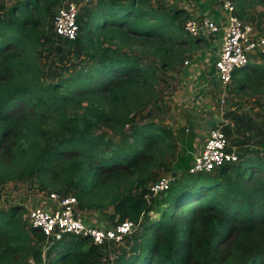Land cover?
Listing matches in <instances>:
<instances>
[{"label": "trees", "instance_id": "16d2710c", "mask_svg": "<svg viewBox=\"0 0 264 264\" xmlns=\"http://www.w3.org/2000/svg\"><path fill=\"white\" fill-rule=\"evenodd\" d=\"M86 1L70 40L53 24L64 0H0V184L34 176L45 188L50 177L60 194L71 193L63 184L76 189L82 205L100 179L141 171L159 140L172 146L173 133L148 112V123L137 118L156 101L162 74L201 42L185 29L193 9L157 8L154 0ZM235 1L238 17L250 15L248 1L264 7V0ZM247 67L264 87V68ZM238 74L239 83L248 81ZM224 117L239 160L190 174V153L184 166L180 156L171 167L176 176L168 191L151 196L159 179L148 186L149 173L115 194L109 221L141 220L123 242L98 246L66 236L52 244L27 222L26 206L13 205L0 209V264H264V128L246 113ZM101 128L119 142L103 143ZM131 138L146 148L133 147ZM195 139L177 138L189 147ZM61 176L76 182L61 183Z\"/></svg>", "mask_w": 264, "mask_h": 264}, {"label": "rangeland", "instance_id": "374dc122", "mask_svg": "<svg viewBox=\"0 0 264 264\" xmlns=\"http://www.w3.org/2000/svg\"><path fill=\"white\" fill-rule=\"evenodd\" d=\"M154 1L155 2L153 4L157 8H162L163 6L172 8L176 6L177 8L186 10L188 13L191 9H193V16L200 15L198 14L200 12V7H198L196 0ZM208 1H213L217 7L222 5L221 0ZM232 1L237 7L236 1ZM86 2V0L78 2L81 9L86 6ZM89 2H96V0H89ZM247 4L250 7L252 5V8H250L249 11L250 15L247 17H240L244 21L252 23L258 30V33L260 35H264V7L259 5L257 2L248 1ZM237 9L238 8H236V10ZM260 19L263 22L261 26L257 23ZM200 39L201 45L198 44L192 51L188 50L184 59L175 69L168 70L167 73H161L162 80L158 83L154 92L156 101L146 107L144 114L138 115L137 118V122L140 124L148 123V117H144V115L148 112L150 117L155 120L156 124L165 127L173 133L174 136L170 141V145L172 146H168L165 140H159L158 143L152 145L147 150L149 157L143 161L141 171H138L133 175L124 173L113 179H100V181L92 189L91 193H89L87 198L83 201L84 205H82L78 199L80 214L85 221L95 224L100 228H109L113 226L114 223L108 219V217L114 212L113 205L111 204L112 197L115 194L123 195L128 193L130 189L136 187L137 180L139 178L147 176L149 173L151 174V179L147 182L148 186L156 179L158 180L162 177L170 176L171 167L174 168L178 164L179 160L177 161V159L180 156H183L180 165L184 166L187 162H189V160L186 161V158L190 157V153L194 156L196 151L202 149L212 123H215L212 127H215V125L221 126L230 123L225 120V114H228L231 111L246 113L248 114V118H251L255 123L264 128V87L261 83H259L257 79L258 76L254 73L255 69L252 70V67H245L243 68L245 70L238 69L236 71L239 73V77L248 78V81L239 83V81L235 80L233 77L232 82L227 88V97L224 103H222L221 93L218 88H211L209 84L205 86L201 92L200 87L202 83L200 80H198L199 83L188 80L185 68H191L190 65L192 62H197L198 55L201 54L203 50H210L213 45V41L209 39V37ZM186 48L188 49V46H186ZM260 55L261 54L251 57L248 65L257 66V68H264V57ZM151 61H156L158 64L160 63L159 57L148 56L147 62ZM187 61L189 62V65H186ZM240 84H242L243 87ZM201 95H203V97L200 101H198V98ZM196 100L200 104H197ZM86 104L87 103H83L82 107H85ZM211 111H213V113H211ZM194 114L200 115L202 124L195 123L198 130L197 134L199 135V140L194 142L193 148L188 146V142L186 140L178 141L177 138L178 134L181 138H183V136L191 137L192 135H195V126L193 128L192 122H189L190 117H194ZM203 115H205V117H203ZM208 116L216 120V122H211L209 124ZM96 134H98L97 136H103V143H105V141H110L115 144L119 142V135L113 134L107 129L101 128L96 132ZM130 143L133 147L137 146L140 150L146 148V146L141 145L140 142H136L134 138H131ZM195 145L198 149H196ZM236 148H238V146L235 147V150ZM100 149L106 150L107 153L111 152L110 148L106 147V145L101 146ZM61 179V183L69 181L66 176H61ZM44 183H46L48 187L42 188L40 181L38 179L36 180L34 176H31L18 181H8L4 184H0V209L6 210L13 205H24L26 208L28 207L25 218L29 223L28 213L30 208L36 203H39L43 196L49 192H58V189L54 190V184L50 186L52 184L50 177H45ZM63 186L64 187L61 189L64 193H76V189L72 190L70 186H66L65 184H63ZM137 192L138 189H136L133 193L136 194ZM123 244L124 243L119 245L122 246ZM29 262L33 264L32 260H29Z\"/></svg>", "mask_w": 264, "mask_h": 264}, {"label": "built area", "instance_id": "2783aa9c", "mask_svg": "<svg viewBox=\"0 0 264 264\" xmlns=\"http://www.w3.org/2000/svg\"><path fill=\"white\" fill-rule=\"evenodd\" d=\"M79 1L81 2V0H64L63 6L57 10L53 24L59 36L70 40L77 38L79 34L77 19L81 9ZM221 2L224 12L222 19L216 21L207 15L193 16L186 21L185 29L193 37H200L201 33L204 36H221V44L211 76V80L213 79L215 83L210 86L219 89L224 103L227 88L235 72L248 66L251 57L264 54V35H260L252 23L236 15V6L232 0H221ZM188 64L186 62V65ZM238 160L239 155L230 145L223 131V125H215L209 129L202 149L195 152L189 172L190 174L210 173ZM173 178V175H170L153 183L150 186L151 196L168 191ZM79 208L78 198L74 194L49 192L39 203L30 208L29 223L32 228L40 230L52 244L63 240L66 236H75L89 238L98 246L123 242L141 224V220L138 222L126 220L117 222L109 228H100L85 221Z\"/></svg>", "mask_w": 264, "mask_h": 264}, {"label": "crops", "instance_id": "0c3cea01", "mask_svg": "<svg viewBox=\"0 0 264 264\" xmlns=\"http://www.w3.org/2000/svg\"><path fill=\"white\" fill-rule=\"evenodd\" d=\"M212 2H210L208 0H202V3H203L202 7L199 8V11L201 13L199 12L198 14L203 15V16L207 15V16L211 17L212 19L218 21V20L222 19L224 12L222 11L221 5L217 7L214 4V2L213 3ZM206 37H209V39H211L213 41L212 42L213 43L212 48L210 50H203V52H201V54L198 55L197 62L193 61L192 64L190 65L191 68H189V67L185 68V73H186V76H187L189 81L192 80L195 83L196 82L199 83L198 80L201 81V83H202L201 87H200L201 92L203 91L202 89H204L205 86L208 85L209 80H210L209 84L214 85V83H215V81L213 79L211 80V76L213 74L214 61H215L216 55L218 53V50H219L220 44H221V36H204L203 38L205 39ZM195 77H197V78H195ZM204 82H205V84H204ZM202 97H203V95H201L198 98V101H200L202 99ZM198 101L196 100V103L200 104ZM195 108L198 109L197 107H195ZM211 113H213V111H211ZM203 117H205V115H203ZM189 120L192 122L193 128L195 126V128H194L195 137H196L195 141L197 142L199 140V135L197 134L198 130L196 128L195 123L202 124V122H201L202 119L200 118V115L194 114V117H190ZM208 120H209V124L211 122H216V120H214L213 118H210V116H208ZM214 124L215 123H212L211 125L214 126ZM197 127H199V126H197ZM205 141H206V139H205ZM205 141H204V143H205ZM203 146H204V144H203ZM196 149H198L197 146H196ZM196 152H198V151H196Z\"/></svg>", "mask_w": 264, "mask_h": 264}, {"label": "water", "instance_id": "95a60500", "mask_svg": "<svg viewBox=\"0 0 264 264\" xmlns=\"http://www.w3.org/2000/svg\"><path fill=\"white\" fill-rule=\"evenodd\" d=\"M200 37L203 38V37H204V34L201 33V34H200ZM175 176H176V174H173V177H175Z\"/></svg>", "mask_w": 264, "mask_h": 264}]
</instances>
